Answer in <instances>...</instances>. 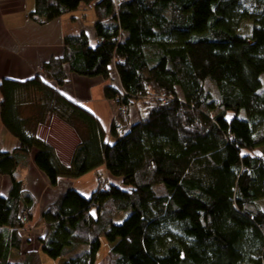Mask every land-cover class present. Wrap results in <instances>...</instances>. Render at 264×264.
<instances>
[{
  "label": "trees",
  "instance_id": "1",
  "mask_svg": "<svg viewBox=\"0 0 264 264\" xmlns=\"http://www.w3.org/2000/svg\"><path fill=\"white\" fill-rule=\"evenodd\" d=\"M65 1L96 2L94 43L68 36L42 75L0 83V121L18 142L0 152L11 182L0 195V264H98L103 243L106 264H264V0L250 13L244 0ZM67 11L36 0L30 17ZM245 20L249 37L238 34ZM65 67L106 83L119 109L108 132L60 93ZM52 117L77 134L69 164L38 135ZM32 155L51 187L89 174L97 184L43 210L37 251L25 250L37 204L15 177Z\"/></svg>",
  "mask_w": 264,
  "mask_h": 264
},
{
  "label": "crops",
  "instance_id": "2",
  "mask_svg": "<svg viewBox=\"0 0 264 264\" xmlns=\"http://www.w3.org/2000/svg\"><path fill=\"white\" fill-rule=\"evenodd\" d=\"M35 1L0 0V83L4 79L28 81L42 75L43 66L51 60L62 58L63 40L68 36L85 34L91 43L95 41L96 2L69 4L61 0L68 8L67 13L50 23H39L30 17L35 8ZM65 72L67 84L60 89V93L93 114L108 132L113 120L118 121V119L115 118L116 110L113 103L104 97L106 83L100 78L88 79L71 74L66 67ZM113 81L119 87L116 77ZM50 121L51 119H48L45 127L38 130L39 136L48 140V143L55 148L61 162L69 164L78 142L77 134L67 126L64 128L63 125L58 124V127L54 120L52 129L45 132ZM17 147V140L4 129L0 121V152L10 153ZM33 157L32 155L25 167L19 168V174L21 172L23 177L18 176L21 177L19 181L24 182L25 190L32 195L37 204L34 214L36 225L40 226L43 210L67 190L75 189L80 194L86 195L95 189L94 174L76 181L60 180L56 187H51L45 175L35 166ZM101 171L103 170L98 172ZM10 187L9 178L0 177V195L6 196ZM42 233L31 232L28 235L37 236L38 239ZM27 238L26 236V241ZM29 241L34 244L30 249L37 251L38 244L31 239ZM42 261L47 263L43 257Z\"/></svg>",
  "mask_w": 264,
  "mask_h": 264
},
{
  "label": "rangeland",
  "instance_id": "3",
  "mask_svg": "<svg viewBox=\"0 0 264 264\" xmlns=\"http://www.w3.org/2000/svg\"><path fill=\"white\" fill-rule=\"evenodd\" d=\"M254 3H255V0H244L243 2H242V6H243V9L245 10V11H247V12H249V11H251L252 10V8H253V6H254ZM250 13V12H249ZM252 28H253V22L252 21H248V20H245V21H243L242 22V24L240 25V28H239V31H238V34L239 35H241V36H244V37H249L250 35H251V32H252ZM114 105V104H113ZM114 107H115V118H117L118 119V116H119V109H118V107L116 106V105H114ZM55 121L54 123L58 126V124H60V126L61 125H63L64 126V128H66V126H67V128H70V129H72L70 126H68L67 124H65L64 122H62V121H60V119H58V118H56V117H52L51 118V121H50V124L47 126V130H46V128H45V132L46 131H49V130H51L52 128V125L54 124V123H52V121ZM59 127V126H58ZM73 130V129H72ZM74 131V130H73ZM38 135H39V132H38ZM40 137V136H39ZM41 139H43V140H45V141H47L48 142V140H46V139H44V138H42V137H40ZM53 147V146H52ZM54 148V147H53ZM55 149V148H54ZM22 167H25V166H22ZM22 167H20V168H22ZM22 176L23 177V174L20 172V174H19V168L16 170V173H15V177L19 180L21 177H19V176ZM103 176V179L105 180L106 178H107V174H103L102 175ZM103 180V181H104ZM97 181H99V179H97ZM97 185V184H96ZM96 187V186H95ZM61 196V195H60ZM85 197H89L90 196V194H86V195H84ZM258 206L260 207V209L261 210H263L264 211V204L262 203V202H259L258 203ZM36 212V210L34 211V213ZM34 217H35V215H33ZM36 217H38V216H36ZM37 221H38V218H37ZM36 222V220H34V221H32V223H31V225H33L34 223ZM43 229H44V227H43V225H40V226H38V225H36V230L34 231V232H36V233H42L43 232ZM27 234H25V236H26ZM28 236V238L30 237V239H31V241H36V239H37V236H32V235H27ZM35 238V239H34ZM28 249H30V248H28ZM26 250V249H25ZM106 250H108V248L106 247V244H104L103 243V246H102V248H101V251L99 252V255H98V264H106L105 262H106V259H105V257H104V255H105V252H106ZM102 255V256H101ZM45 260H47L46 262L47 263H44V264H57V262H54V261H51V260H48V259H45Z\"/></svg>",
  "mask_w": 264,
  "mask_h": 264
},
{
  "label": "built area",
  "instance_id": "4",
  "mask_svg": "<svg viewBox=\"0 0 264 264\" xmlns=\"http://www.w3.org/2000/svg\"><path fill=\"white\" fill-rule=\"evenodd\" d=\"M117 1H124V0H117ZM115 102H116V101H115ZM116 103H117V102H116ZM121 113H122V114H125L123 110L121 111ZM99 181H100V179H99ZM105 185H107V184H105ZM107 187H108V186H107Z\"/></svg>",
  "mask_w": 264,
  "mask_h": 264
}]
</instances>
